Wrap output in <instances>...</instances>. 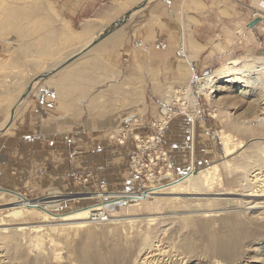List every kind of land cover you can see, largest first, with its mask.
<instances>
[{
	"label": "rangeland",
	"instance_id": "1",
	"mask_svg": "<svg viewBox=\"0 0 264 264\" xmlns=\"http://www.w3.org/2000/svg\"><path fill=\"white\" fill-rule=\"evenodd\" d=\"M46 1L55 7L57 14L73 30L80 31L87 25H93L94 30L73 52L47 64L40 71L34 69V58H19L16 37H11L14 38L12 44L0 39V65L3 63V70L0 71V96L3 97L0 103L8 104L4 107L6 121L0 124V128L5 129L15 115L14 123L19 127L21 147L19 166H29L36 182L34 188L14 190L4 182L5 175L0 174V264H136L145 253L146 237L160 246L159 249L181 248L188 240L194 243L196 250L187 254L183 263L179 261L177 264H215L216 257L202 253L200 249L206 245V234L211 237L218 235L233 243L234 254H225L223 259H218L223 264H264V219L257 220L255 214L244 211H227L233 194L245 190L242 179L257 168L255 164L264 165V125L259 124L264 122V71L256 75L251 85L235 75H223L230 64L264 62V58L256 59L251 55L249 61L241 62L235 58L232 60L238 62H229L224 67L223 58L218 56L216 62L193 64V70L189 69L196 76L191 89L194 105L185 91L190 82V74L186 71L188 59L180 66L179 70L183 73H173L172 76L173 67L169 63L162 64L160 71L151 72L149 65L140 62L147 53L146 49L150 50L141 45L144 40H141V33L146 30L148 20L145 14L139 13L141 9L133 12L120 26H115L139 6L141 0ZM132 1L139 2L129 4ZM109 9L110 13H107ZM262 24L260 29L249 33L248 43L251 45L248 49L251 54L260 51L264 57V22ZM103 37L105 39L84 52L90 44ZM233 38L240 41L239 37ZM181 49L180 52L186 55L185 46ZM224 49L228 51L229 48L223 44ZM238 51L237 45L230 49L233 54L237 53L235 57L241 56ZM72 58L74 60L69 61ZM75 64L83 67L80 77L82 86L76 92L72 90L59 96L56 83L63 82L59 78ZM42 75L47 76L38 80ZM69 79L67 83L75 85L72 78ZM31 85L33 92L27 95ZM164 111L169 112L170 118L162 115ZM162 118L168 122L162 146L169 156L170 172L177 179L160 183V187H167L163 193L150 195L151 191L145 192V183L131 171L129 161L130 171L122 175L125 177L124 184L114 186L110 183L111 188H108L106 180L96 181L92 171H73L76 157L83 154L109 153L132 143L131 155L135 147L132 135L154 132V125ZM188 118H195V124H189ZM102 120H108L110 126L93 131L91 124ZM76 123L80 126H75ZM174 126L177 134L171 133ZM123 131L128 132L129 139L125 144L118 145L112 137H118L115 134ZM227 136L241 146L224 158ZM51 140L57 142L51 143ZM30 142V145L35 144L37 151L36 158L32 159L24 158L23 152ZM51 147L59 150L58 155L68 158L50 159L46 151ZM1 159L0 163L7 160L6 157ZM63 161H67L72 169L68 176L57 177L60 184L66 183L65 186L57 185L56 181L41 186L43 177ZM227 161L232 166L228 173L222 168V163ZM218 165L221 181L214 185L210 193L201 198L189 197L184 191L179 197L171 194L175 193L173 189L179 183L186 184V179L182 178L189 173ZM88 174L91 175L89 186L82 188L77 179ZM27 178V173L19 175L20 180ZM133 180L140 189L134 193L130 192L133 191ZM101 184L107 186L109 193H124L123 199L118 200L122 203L110 209L109 214L116 218H133L134 221H107L76 228L75 225H64L67 223L48 218L50 213L56 219L63 218L100 204L102 201L93 195L90 200L80 198L93 193L95 187ZM55 190L69 195L67 200L70 201L55 208L54 205L49 206L47 200H38ZM5 191L12 193L6 194ZM219 191L225 194L223 198L216 197ZM13 193L27 201L37 200L41 206L28 209L29 212L23 216H15V211L23 208ZM215 198L214 203L208 202ZM112 200L113 197L103 202ZM199 207L200 210L223 212L195 216L189 221L191 223L179 218L180 214ZM147 217L157 221L150 223ZM163 227L167 234L160 236L159 231Z\"/></svg>",
	"mask_w": 264,
	"mask_h": 264
},
{
	"label": "crops",
	"instance_id": "2",
	"mask_svg": "<svg viewBox=\"0 0 264 264\" xmlns=\"http://www.w3.org/2000/svg\"><path fill=\"white\" fill-rule=\"evenodd\" d=\"M138 2H129V4H137ZM142 3H146V5L141 8L139 13L145 14L148 20H146V30L143 34L141 33V40L144 39L141 41V45L150 48V50L146 49L147 53L140 62L149 65L151 72H158L164 63H169L173 67L171 76L173 73L179 75L183 73V71L179 69L180 66H183L186 59L192 63L193 67V64L201 61L207 63L216 62L219 60L217 57L221 56L223 58V66L225 67V65L232 61H249L251 55L255 56L256 59L264 58L261 56L260 51L252 52V54L250 53L248 47L251 44L248 43V35L251 31L245 30V26L255 18L254 14L257 11H262L264 13V0H141L138 5ZM108 12L110 13V9L107 13ZM154 23L155 27L153 26ZM160 27L162 28L160 29ZM258 29H260V26ZM159 32H161V34H159ZM233 36L239 37L240 41L238 42L235 40ZM245 39L247 40L245 41ZM223 44H225L226 47L228 46V51L225 49L223 50ZM236 45L238 46V52L241 53V56L237 55L235 57L237 53L233 54V52H230V49L234 48ZM182 46L186 48V55L180 52ZM235 58L237 60H232ZM241 63L243 64V62ZM245 63H247V61L244 62V64ZM134 72L136 71L134 70ZM2 97L3 96H0V98ZM6 105L8 104L0 103V117L2 116L0 124L6 121V116L4 114V107H6ZM14 117L15 115L5 129L0 128V160L2 161L1 158L3 157L7 158L6 161L0 163V174L5 175L4 182L9 184L14 190H23L24 187L34 188L36 186L33 177L34 172L31 171L29 166L27 168H21L19 166L18 161L21 148L18 134L19 127L15 125ZM187 121L191 125L195 124V120L191 118H188ZM107 125L110 126L109 121L102 120L98 123L94 122L91 124V127L93 131H96ZM75 126L78 127L80 124L76 123ZM176 126H178V123ZM171 133L177 134L175 126ZM29 141L31 140L29 139ZM52 142L54 143L57 141L51 140V143ZM30 144L31 142L27 148L23 149L24 158H36L37 151L35 144ZM131 150L132 143L131 145L128 144L125 148L113 150L109 153L98 151L93 154L77 156V162L74 164L73 171H92L96 181H108V188H111V186L109 187L110 183L114 186H121L125 182L123 180L125 177L122 175L130 171L128 168V161ZM58 152L59 150L57 148L53 149V147L46 151L50 159L57 157V159L66 160V158H68L67 156L58 155ZM14 160H16L15 163L13 162ZM106 166L108 167L107 170L105 169ZM6 167L12 169H6ZM71 170L67 161H63L59 164V167H56L55 170H51L46 177H43L40 184L41 186H45L49 182L56 181L57 185L65 186L66 183L60 184L57 177L68 176ZM25 173H27L28 176L27 180H20L19 175ZM136 184L137 183L133 180V184L131 183L133 191L130 192L134 193L140 190ZM122 194L124 193H109L108 198L113 197L114 200L112 201H118L123 199ZM68 197L69 195L55 190L48 196L38 200H47L48 205L50 204L49 206L54 205L55 208H57L64 202L70 201V199L67 200ZM92 198V195H87L80 199L90 200ZM31 202L41 206V204L37 203V200ZM44 204L45 203H42V205Z\"/></svg>",
	"mask_w": 264,
	"mask_h": 264
},
{
	"label": "bare ground",
	"instance_id": "3",
	"mask_svg": "<svg viewBox=\"0 0 264 264\" xmlns=\"http://www.w3.org/2000/svg\"><path fill=\"white\" fill-rule=\"evenodd\" d=\"M93 30H94L93 25L92 27L87 25L86 27L82 28L80 31L73 30L71 25L68 24L63 18H61L57 14V12L55 11V7L51 3H48L46 0H0V39L4 40L6 43H11L14 40V38L11 37H16L18 40L16 44L17 46L19 45L18 46L19 58L20 59H27L29 57L34 58L33 63H35L34 69L36 71H40L44 69L47 64L54 63L59 58L63 56H67L69 52H73V50H75L78 46H80L83 42H85V40H87V38L91 35ZM14 44L15 43L13 42V45ZM190 63L191 62L188 61V68L186 70L190 74V82L185 91L186 94L189 96V99L194 103V105H196L195 99L191 95L192 84L196 81V76H194L193 75L194 73L191 72V70H193L192 69L193 67H192V63L191 65ZM0 67H2L0 68V71L3 70V63L0 65ZM189 67L191 70L189 69ZM82 69L83 67H80V65L75 64L69 67L68 70L64 72L63 75L61 74L62 76L59 79L62 80L63 82L58 84L56 83V88L58 90L59 96H61L62 94H68V92L72 90L75 91L78 87L81 88L82 85L80 83V77H81ZM262 71H264V62H258V63L252 62L250 64L249 63L244 64L243 62V64L241 63L238 65L230 64L227 67V70L223 71V75L226 74H231L232 76L235 75L237 79L245 81L247 85H251L256 75H260ZM69 78H72L73 80L72 82H75L74 83L75 85H73L72 83H71L72 85L67 83L71 80ZM202 92L203 90L200 91V93ZM163 114L164 116L170 117V115H168L169 114L168 111H164L162 115ZM160 121L163 123L164 119L162 118V120ZM164 124H167V122L165 121ZM259 124L264 125V122ZM226 138L227 139L224 142V151H225L224 158L231 156L238 149V146H241L240 143H238L239 145H237V143L234 144L231 141L230 136H227ZM255 166L257 168L253 169V171L250 174H247V176H245L241 181L244 182L243 188H245V190L237 191L235 194H233L234 198H231L232 201L231 203L228 202L230 204V207H228L229 209L227 211L228 212L232 211L233 213L244 211L248 214H253V215L255 214L256 215L255 218L257 220H263L264 219V165L255 164ZM231 167L232 166L229 164L228 161L225 162L224 164L222 163V168H224L226 173L229 172ZM220 170L221 169L218 165V166H214L211 169L202 170L197 173L191 172L192 174L185 180L186 184L184 185L182 183H179L173 189L175 193L171 192V194H175V196L176 195L178 196L181 195L182 193L181 191H184L185 195H188L189 197L196 196V198H201L204 194L210 193V190L214 187V185L219 181H221L219 175ZM167 179L173 182L177 180L175 179V175L172 172L168 173ZM146 187L147 190L145 192L151 191L150 195L151 194L159 195L167 190L166 189L167 187L166 188L160 186L155 187L154 185H149ZM219 189H221V183H219ZM167 194L169 193L167 192ZM15 195L14 196L20 200V206L23 208V210L17 209V211H15L14 213L15 216H19V217L23 216L25 212H29L27 211L28 209L39 207L38 205L34 204L31 201L22 199L20 195L18 194ZM224 195L223 192L219 191V194L216 195V197L219 196L223 198ZM244 197L246 200H244ZM214 200H216V198L209 199L208 202H213ZM121 203L122 201H107V202H103L101 205L96 206L94 208L88 207L73 215H69L67 217L57 218V219L54 216L50 215L52 213L50 214L46 213V214H48V218H50L55 222L56 220H58L61 223L66 222L67 224L64 225H70V226L75 225L76 228H82L86 225L100 223L101 222L100 218L105 216H107V221L110 222H118L123 220L134 221L133 218H116L109 214L110 209L119 206V204ZM199 206L201 205L199 204ZM206 210H200V207L199 209L196 210L192 209V211H188L189 213L182 212L183 214H180L179 218H183L186 223L187 222L191 223L189 221L191 220V218L195 216H210L213 215L212 213H219L220 211L223 212V210H219L215 212L210 211L212 209L207 211ZM95 212H100L101 216L98 217L99 214H96ZM147 220L150 223L157 221V219L153 217H147ZM164 227L161 228L159 231L160 236L161 235L165 236V234H167ZM204 238L206 239L205 240L206 245L205 247L201 246L202 247L200 248L201 252L207 255L213 254L214 257H216L217 259L215 261V264H223L220 260H218V259H223V255L234 254L235 250L233 248V243H231L227 239L223 240V237L218 235L211 237L209 234L204 235ZM144 242L145 244H147L146 247L143 249L145 250L144 251L145 253L144 255L141 256L140 259L137 260L136 264H177L179 261L183 263L184 260L187 258V254H189L191 251L196 250L195 244L192 243L190 240H188L183 247L181 248L171 247L172 249L170 250H168V247L167 249L166 248L159 249L160 246H156V243L154 244V242H150L149 237H146L144 239Z\"/></svg>",
	"mask_w": 264,
	"mask_h": 264
},
{
	"label": "built area",
	"instance_id": "4",
	"mask_svg": "<svg viewBox=\"0 0 264 264\" xmlns=\"http://www.w3.org/2000/svg\"><path fill=\"white\" fill-rule=\"evenodd\" d=\"M254 16H260L264 20V13L262 11H257ZM167 117L168 116H166V118ZM165 120L163 123L159 121L158 124L154 125V132H151L150 134L145 135L137 133L132 135L135 147L130 155L129 165L131 171L140 177L145 183V190H147L146 186L154 185L155 187H158L165 181H168L167 175L170 172L171 165L168 153L162 146L168 126L167 121V124H164ZM127 133L128 132L123 131L121 133L115 134L118 135V137L113 135L112 139H114L116 141L115 143L118 145H123L129 139ZM90 179L91 175L88 174L85 177L78 178L77 181L82 188H86L89 186ZM88 195H93L95 199L102 201L100 204L94 205L92 207L94 208L101 205L104 199H108L109 192L107 190V186L101 184L97 185L94 189V192ZM95 213L99 214L98 217L101 216L100 212ZM100 219V223L107 222V216L101 217Z\"/></svg>",
	"mask_w": 264,
	"mask_h": 264
},
{
	"label": "water",
	"instance_id": "5",
	"mask_svg": "<svg viewBox=\"0 0 264 264\" xmlns=\"http://www.w3.org/2000/svg\"><path fill=\"white\" fill-rule=\"evenodd\" d=\"M145 5H146V3H143V4H140L139 6L135 7L131 12H129L128 14H126L125 18H124L122 21H119V22L117 23V25H115V26H116V27L120 26L121 23L125 22L126 19H128V18L132 15L133 12H136V11L140 10V9L143 8ZM263 22H264V20H263L262 17H260V16L255 17L253 20H251V21L245 26V30H246V31H254V30L257 29V28L259 27V25H261ZM105 36H106V35H105ZM103 39H105V37L100 38L99 41H97V42H93L92 44H90V45L88 46V48H86V49L84 50V52H85V51H88L89 49H91V48H93L94 46H96V45H97L100 41H102ZM73 60H74V58L70 59L69 61H73ZM46 76H47V75H42V76H40V77L38 78V80H39V79H44V78H46ZM32 88H33V86L31 85L30 88H29V90L27 91V95H29V94L31 93ZM191 174H192V173H189L188 175H186L185 177H183L182 180L187 179ZM5 192L12 193V192H10V191H5ZM13 194H14V193H13ZM20 197H21V196H20ZM134 200H139V199H134Z\"/></svg>",
	"mask_w": 264,
	"mask_h": 264
}]
</instances>
